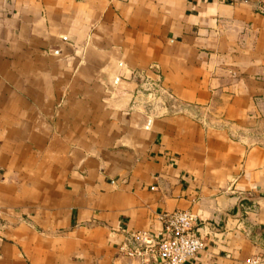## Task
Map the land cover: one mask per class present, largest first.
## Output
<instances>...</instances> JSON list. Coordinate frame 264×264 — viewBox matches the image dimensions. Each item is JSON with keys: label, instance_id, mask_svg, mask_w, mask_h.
I'll list each match as a JSON object with an SVG mask.
<instances>
[{"label": "crops", "instance_id": "1", "mask_svg": "<svg viewBox=\"0 0 264 264\" xmlns=\"http://www.w3.org/2000/svg\"><path fill=\"white\" fill-rule=\"evenodd\" d=\"M263 1L0 0V264H264Z\"/></svg>", "mask_w": 264, "mask_h": 264}, {"label": "built area", "instance_id": "2", "mask_svg": "<svg viewBox=\"0 0 264 264\" xmlns=\"http://www.w3.org/2000/svg\"><path fill=\"white\" fill-rule=\"evenodd\" d=\"M264 12V1L257 5ZM159 232L134 231L122 235L117 256L139 261H158L160 264H186L195 260L204 248L196 230V218L186 210L165 212Z\"/></svg>", "mask_w": 264, "mask_h": 264}]
</instances>
